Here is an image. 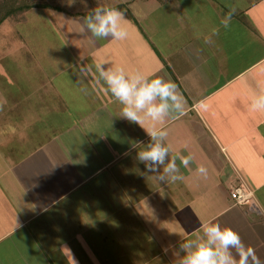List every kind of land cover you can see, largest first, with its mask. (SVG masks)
Instances as JSON below:
<instances>
[{"label":"crops","instance_id":"obj_1","mask_svg":"<svg viewBox=\"0 0 264 264\" xmlns=\"http://www.w3.org/2000/svg\"><path fill=\"white\" fill-rule=\"evenodd\" d=\"M123 4L125 39L56 41L50 63H71L48 82L57 107H42L39 89L0 86V130L11 127L0 131V264H178L179 244L207 222L264 264V110L250 108L264 94V0ZM97 63L177 84L184 114L167 119L164 143L182 180L159 184L138 161L149 137L120 117ZM235 187L252 202L236 204Z\"/></svg>","mask_w":264,"mask_h":264},{"label":"clouds","instance_id":"obj_2","mask_svg":"<svg viewBox=\"0 0 264 264\" xmlns=\"http://www.w3.org/2000/svg\"><path fill=\"white\" fill-rule=\"evenodd\" d=\"M75 23L81 33H89L92 39L119 41L128 35L124 12L116 7L96 6ZM95 72L97 79L106 85L105 91L120 103V117L137 123L149 137L148 143L136 152L138 161L153 173V179L159 184L182 180L176 157L169 158V148L164 143L167 119L174 113L184 114L185 100L178 92L177 84L162 77L149 79L138 71L126 72L122 67L106 69L103 63L95 65ZM199 106H203L202 101ZM250 108L253 111L264 110V94L256 95ZM137 145L141 144L134 142L132 147L136 149ZM179 158L186 167L192 160L191 155H181ZM194 171L201 175L207 173L203 165ZM233 249L240 251L239 260L233 254ZM249 252L244 249L238 234L227 228L222 229L218 223L207 222L203 225L202 234H194L179 244V252L175 255L179 257L178 264H248ZM71 259L72 264H78L74 258Z\"/></svg>","mask_w":264,"mask_h":264},{"label":"rangeland","instance_id":"obj_3","mask_svg":"<svg viewBox=\"0 0 264 264\" xmlns=\"http://www.w3.org/2000/svg\"><path fill=\"white\" fill-rule=\"evenodd\" d=\"M30 1L56 5L61 10L51 7L35 8L19 16L9 17L0 24V86L3 83H7L8 87L20 85L25 89L26 96L39 89L37 92L40 91L45 104H42L44 100L41 104L37 103L32 96L30 105L40 104L42 107L54 108L57 107L55 105L57 100L48 101V82L56 72L63 71L62 68L64 71L71 69V63L65 60L50 63L49 55L54 51L59 53L56 41L63 44L67 41L76 43L75 40H80L81 32L75 20L82 18L90 9L96 6L116 7L120 3L121 6L116 8L123 9L127 8L128 4L122 5V0H83V3L81 0ZM1 97L3 96L0 94ZM45 112L47 109L41 111V114H46ZM38 114L32 117L26 115L25 120L39 119ZM41 118L45 119L42 116ZM51 122L54 126L59 122V118L51 116ZM10 130V126L3 127V130H0L1 135L8 136L7 132ZM29 145L35 146V143Z\"/></svg>","mask_w":264,"mask_h":264},{"label":"trees","instance_id":"obj_4","mask_svg":"<svg viewBox=\"0 0 264 264\" xmlns=\"http://www.w3.org/2000/svg\"><path fill=\"white\" fill-rule=\"evenodd\" d=\"M161 1V0H159ZM51 7L58 11L61 9L56 5L45 2L30 0H0V24L9 17L19 16L31 9Z\"/></svg>","mask_w":264,"mask_h":264},{"label":"built area","instance_id":"obj_5","mask_svg":"<svg viewBox=\"0 0 264 264\" xmlns=\"http://www.w3.org/2000/svg\"><path fill=\"white\" fill-rule=\"evenodd\" d=\"M229 196L236 204H250L253 199L252 192L244 191L239 187L233 188Z\"/></svg>","mask_w":264,"mask_h":264}]
</instances>
